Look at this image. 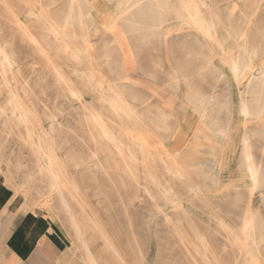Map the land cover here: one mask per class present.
I'll return each instance as SVG.
<instances>
[{
    "label": "rangeland",
    "instance_id": "rangeland-1",
    "mask_svg": "<svg viewBox=\"0 0 264 264\" xmlns=\"http://www.w3.org/2000/svg\"><path fill=\"white\" fill-rule=\"evenodd\" d=\"M196 1L202 18L214 21L210 35L189 0H159L125 12L132 0H82L90 14L84 17L85 61L79 64L35 13L42 7L60 25L69 0H0V45L10 62L4 64L8 85L0 75V264H89L70 214L84 239L92 232L123 236L116 209L129 212L130 219L139 221L143 212V219L155 220L158 241L152 233L148 242L142 226L137 256L129 264H142L146 257L153 264L158 244L167 264H239L227 227L241 233L249 207L258 233H264V184L249 193L239 166L245 135L264 180V79L256 87L251 77L264 70V0ZM63 31L74 33L83 48L76 23ZM236 40L253 58L239 87L247 90L249 101L261 92L258 112L246 124L238 113L237 83L229 74ZM84 72L100 80H88ZM108 83L134 110L136 124L119 119L98 96ZM8 86L21 96L25 112L29 109L23 122L13 121ZM94 113L104 119L114 141L92 119ZM228 126L222 141L220 132ZM136 179H152L145 184L149 192L139 190L141 183L136 188ZM153 180L167 181L190 214L172 206ZM137 192L142 208L129 206ZM22 215L39 224L20 248L11 229ZM176 217L184 222H173ZM174 226L185 228L183 241ZM192 227L205 236L206 244L197 242V247L206 256L195 254ZM40 239L53 243L41 247ZM98 242L104 245L105 238Z\"/></svg>",
    "mask_w": 264,
    "mask_h": 264
},
{
    "label": "bare ground",
    "instance_id": "bare-ground-1",
    "mask_svg": "<svg viewBox=\"0 0 264 264\" xmlns=\"http://www.w3.org/2000/svg\"><path fill=\"white\" fill-rule=\"evenodd\" d=\"M2 1H5V0H2ZM158 1L159 0H132V2H130V4H129V7L127 6L128 8H126L122 11L125 12L127 9L131 10V9L137 8V7L139 9V6H141V5H142V7L150 8L152 6V4H156V3H158ZM189 1L191 4L190 5V7L192 9L191 11L194 14V16L197 17V21H199L201 23L203 31L207 34L211 33V29L214 26L213 19L210 18L207 20L206 18H202L203 16H202L201 12L199 11L197 1L196 0H189ZM121 3H122V1H121ZM118 4H120V3H118ZM119 9H121V8L119 7ZM145 11H150V10L146 9ZM35 13H36V16L41 20L44 28L54 36L58 46L63 48L70 58L74 59L79 64H81V63L83 64L85 61V47L84 46H85V42H86L85 32H84V17L88 16L90 14V11L85 9V4L82 2V0H69L68 7H67V10H66L64 18H63V22L60 25H58L50 17V15L47 13V11L42 7L41 8L39 7ZM250 15L252 16V13ZM118 17H119V15H118ZM192 17H193V15H192ZM187 19H189V18L187 17ZM192 20H194V19H192ZM72 23H76L78 25L80 31H81V39H82V43H83L82 49L79 48L76 45V43L74 42V39L76 37L74 33H71L70 35H68V34H66L65 31H63V29L66 27L67 24H72ZM137 24L138 23H136V25ZM142 25H140V26H142ZM150 27H152V26H150ZM145 28H143V29H145ZM138 31H139V29H138ZM156 31H157V29H156ZM245 31H246V29L242 27L241 32H245ZM116 36L117 37L115 38V40L117 42H119V44L121 46L120 35H116ZM34 40H35V38H34ZM114 42L115 41H113V43ZM243 44H244V42H240L238 40L235 41L236 51L234 52L233 55H230V57L228 58V63H229V74L232 77V79L237 83L238 93L240 95L239 101H238V113L240 114V117L243 120V124H246L248 122L249 117L251 115H253L254 111L258 112L256 109V106H257V104H260V102L259 103L257 102L258 101L257 98L260 96L261 92L259 94H257L259 96H256V94L254 95L252 93V95H254L255 98L256 97L257 98L256 99L254 98V100L249 98L252 100V101L250 100L251 101V103H250V101L245 96V94L247 93V90L240 89V87H239V85L244 80V78H246L245 76H243L244 75L243 70L246 68L247 65H249L251 63V61L253 59L252 55H250L247 52V50L244 48ZM38 47H39V45H38ZM41 47L42 46H40L39 48H41ZM5 48L6 47H3L2 45H0V54H2L1 60H0V63H1L0 75L3 77L4 82L7 83V85H8V81L5 78V71H4L5 66H4V64L8 65L10 62L8 60V54H7V50ZM252 54L253 55L255 54V50H252ZM56 73H59V72L56 71ZM85 76L88 80H93V79H99L100 80V78L96 77V75L94 73H89V74L85 73ZM251 77H252V80L256 82L257 86L256 85L255 86L259 87L260 86L259 83L262 82L264 79V70L263 69L260 70L256 75L252 74ZM66 78H64V79L66 80ZM60 80H62V79H60ZM67 80H69V78ZM253 81H252V83H253ZM263 84H264V82H263ZM263 84L261 83V85H263ZM98 85L103 86L102 84H98ZM259 89H261V88H259ZM71 91H72V89H71ZM7 92L9 94L10 102L12 104L11 105L12 111H13L12 115L14 117L13 121L23 122L22 119L27 118V111H29V109H26V112H25V108H24L25 105H24L23 100L20 98L21 96L19 97L14 92L12 87L8 86ZM248 95H249V93H248ZM98 96L103 100V102L105 101L108 104L109 108L116 114V116H118L119 119H124L126 121H130L132 124H134V123L136 124L138 116L135 114L134 110L121 98V96L113 88V86H111L109 83L101 89V91L98 93ZM200 97H202V96H200ZM198 98H199V96H198ZM206 99H207V97H206ZM90 108H91V105H90ZM219 109H220V107H219ZM217 112H219V111H217ZM217 112H215V113L217 114ZM91 117L93 120L96 121L97 124H99V126H101L105 130L106 135L109 139H112V140L116 139L115 136L113 135V133L109 130L108 126L105 124L104 119L99 114L94 113L93 115H91ZM226 129H227L226 132H222L224 130V128L220 132L221 133L220 137H221L222 141L227 137L228 130L230 129V126H228ZM219 130H221V129H219ZM139 132H141V131H139ZM49 133H50V131H49ZM242 145H243V149L241 152V159H240V165L239 166L243 170L245 177L248 179V182H249L248 191H249V193H252V192H255L262 183L264 184V180L260 176V167L258 165V162H256L254 159V156H253V154H252V152H251V150L247 144V138L245 135L243 136V139H242ZM122 146H124V145H122ZM127 150L129 152V149H127ZM130 154H131V152H130ZM49 163H51V162H49ZM78 165L80 166V164H77V166ZM45 168L48 171V173L53 177V179H55L54 178L55 175L51 173L47 163L45 164ZM175 171L177 174L182 175V172L180 169L176 168ZM149 175H151V174H149ZM151 180L152 179H141V180L136 179L137 184L135 186H136V188L139 189L138 186L141 183V184H143L142 189H139V190L143 193H145V191L149 192V188L146 187L145 184L148 181L150 182ZM153 182H155L157 185H159L161 187L160 191L164 192L165 197L172 202V206H174V207H180L181 206L182 207L181 210H184L183 211L184 214H188V215L190 214V212L187 211V209H185V206L183 205V203H181L180 199H178V197L172 192V190L170 188H168L167 185H165L167 183V181H160L159 182V181L153 180ZM137 194H138V192L135 193V195L133 196V198L135 197L134 201H132V202L129 201L130 202L129 206L132 207L133 205L135 206L137 204L136 205L137 207L142 208L144 206H142L140 203L141 195L139 196ZM198 195L199 194H197V196ZM152 197H153V195H152ZM200 197H201V195H200ZM61 199L66 204L65 198L61 197ZM136 199H138V201H135ZM117 210L118 209H116V211H115L116 212L115 215L119 218L118 221H119L120 226L125 228L124 229L125 230L124 235L116 238V237H113L112 235L111 236L107 235V233H102V235H100L98 237L101 239L105 238V244L104 245L102 243L98 242L99 238L97 236H95L93 232L90 233L89 237L84 239L82 229L77 225V222L74 218V215L70 214V219L72 220V223L77 230V238L79 239L80 242H82V245L84 244L86 247V252H87L88 259H89V264H129V262H128L129 258L137 256V249L136 248H137V238H138V234H139L138 231L142 228V226L144 228V231L146 234L145 237L148 239V242H151L152 233H153L154 237L156 238L158 231H160V229H156V227H155L157 224V222L155 220H153V222H152L151 221L152 219H150V218L143 219L142 216L145 214L143 212L141 214L142 215L141 219L138 221L136 219L135 220L130 219L129 218V215H130L129 212L125 213V211L120 212ZM163 215L165 216L164 219H165L166 223L171 221V220H169L167 213H165ZM189 220H190V218H188V221ZM188 221H187V223H188ZM173 222H176L177 224H182L184 222V220L181 217H176ZM257 227H258V223H257L256 215L253 213V211L250 209V207L247 209V211L244 214V217L242 218V224H241V230H240L241 233L233 232L232 229L227 227V229L231 235V238H232V240H234V242H235L234 244L238 249L237 255H239L241 257V261L239 262V264H264V255H262V253H264V243L263 242L261 243V241L264 240V233H262L260 235V233H258V231H257L258 230ZM188 229L192 230L194 233V236H195V241H196V242L194 241L196 243V244L194 243L195 254L201 255L202 257L206 256L207 252H205L204 250H201L197 247L199 244H203V245L206 244L204 234L200 231L199 228L192 227V228H188ZM171 230L175 231V234H177L180 237L181 241H183V237L181 235L184 234V233H182V231L185 230V228H181L179 226H174V227H171ZM156 240L158 241V238H156ZM197 242H199V244H197ZM40 243H44V244L46 243V244L50 245L53 243V239H46V240L42 239L40 241ZM157 247H158V250H157V257L158 258L155 260V262L153 264H167V263H169L168 261L165 260L164 254L160 255L161 253H159L160 252V245L159 244ZM186 251H187V254L190 253L188 248ZM147 260L148 259L146 257V259L143 260L144 262L142 264H147ZM202 262L195 261V264H202Z\"/></svg>",
    "mask_w": 264,
    "mask_h": 264
},
{
    "label": "crops",
    "instance_id": "crops-1",
    "mask_svg": "<svg viewBox=\"0 0 264 264\" xmlns=\"http://www.w3.org/2000/svg\"><path fill=\"white\" fill-rule=\"evenodd\" d=\"M217 120H220L219 117ZM39 224L38 221L29 219L28 215H22V216H16V218L12 221V234H13V240L17 241L19 244V247L21 248V244L24 246H27L29 240H30V230L31 228H35ZM51 245V244H50ZM49 244L42 243V246H50ZM21 251V249H18Z\"/></svg>",
    "mask_w": 264,
    "mask_h": 264
}]
</instances>
